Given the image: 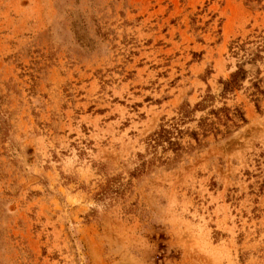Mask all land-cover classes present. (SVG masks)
<instances>
[{
    "label": "rangeland",
    "instance_id": "374dc122",
    "mask_svg": "<svg viewBox=\"0 0 264 264\" xmlns=\"http://www.w3.org/2000/svg\"><path fill=\"white\" fill-rule=\"evenodd\" d=\"M254 82L264 0H0V264H264ZM224 104L231 135L150 149Z\"/></svg>",
    "mask_w": 264,
    "mask_h": 264
},
{
    "label": "trees",
    "instance_id": "16d2710c",
    "mask_svg": "<svg viewBox=\"0 0 264 264\" xmlns=\"http://www.w3.org/2000/svg\"><path fill=\"white\" fill-rule=\"evenodd\" d=\"M237 48L239 51L247 52L245 44L237 45ZM247 79L248 72L245 70L243 65H239L237 70L233 72L228 79L221 81L223 85L221 97L226 99L228 94L240 90ZM253 86L256 89L254 95L264 96V90L261 89L259 82H254ZM213 100L214 97L208 94L207 99H205L202 103H199L195 107L194 111L206 110L207 107H205V104ZM190 114L191 111L189 105L184 106L181 109V113L178 118H174L171 122L161 125L160 129L151 134L149 137L150 149L157 150L161 147L165 151L171 150L179 154L180 151L185 149L180 141L183 139L185 134L194 139L200 147L203 145L202 141L210 134L227 137L233 133V129L239 128L247 122L245 113L242 109H232L224 104L222 107L211 109L207 116L202 117L198 122L197 130L188 129L185 131L183 130V126L187 124L186 121L190 118ZM177 156L179 157V155Z\"/></svg>",
    "mask_w": 264,
    "mask_h": 264
}]
</instances>
